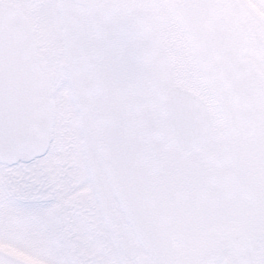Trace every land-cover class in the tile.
I'll list each match as a JSON object with an SVG mask.
<instances>
[{
	"label": "snow or ice",
	"instance_id": "snow-or-ice-1",
	"mask_svg": "<svg viewBox=\"0 0 264 264\" xmlns=\"http://www.w3.org/2000/svg\"><path fill=\"white\" fill-rule=\"evenodd\" d=\"M0 264H264V0H0Z\"/></svg>",
	"mask_w": 264,
	"mask_h": 264
}]
</instances>
